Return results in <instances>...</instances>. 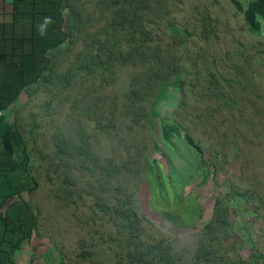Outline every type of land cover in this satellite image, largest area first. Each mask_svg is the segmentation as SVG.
I'll list each match as a JSON object with an SVG mask.
<instances>
[{
    "label": "trees",
    "instance_id": "1",
    "mask_svg": "<svg viewBox=\"0 0 264 264\" xmlns=\"http://www.w3.org/2000/svg\"><path fill=\"white\" fill-rule=\"evenodd\" d=\"M165 1H11L10 29L7 30V24L0 28V264H18V254L38 229V212L30 201L23 198L25 193L37 188L30 170L29 152L16 122H8L11 107L31 88L44 86L51 91L52 87L60 86L62 90L76 91L80 98L73 101L72 109L76 108L80 114H89L97 105L108 104L102 102L99 93L115 82L117 67L132 66L137 72L124 95L125 103L109 104L113 118L117 115L113 129L118 130L121 116L128 117L132 111H137L135 116L138 120H145L144 128L159 124L161 139L168 146H172L176 138L183 139L196 152L199 160L204 158L205 153L191 131L182 126L175 116L169 119L163 113L169 97L182 95L184 77L188 75L189 67L179 50L194 37L201 42H224L230 35L231 21L213 17L205 7L204 11L193 16L192 26L179 25L172 22V9L162 10L161 5ZM231 2L243 16L242 28L252 34H261L264 0ZM157 5L158 9L155 8ZM45 18L50 22L45 24ZM224 33L228 37L222 36ZM231 38L233 43L239 44L233 36ZM71 53L73 57L70 58ZM64 54H67L66 59L62 58ZM238 57L256 66L252 72L262 79V83H257L254 90L264 106V75L260 72V67L264 65V50L251 54L239 52ZM220 78L221 81L218 80ZM214 80L209 82L212 84L209 98L218 102L219 111L224 108L233 110L239 100L232 78L219 75ZM152 98L154 100L149 107L141 104L149 103ZM220 115L203 113L201 117L217 123ZM226 117L229 129H233V132L229 129L225 132L229 131L232 136L222 135L229 139L224 142L228 149L241 153L242 147L247 146L253 147L252 151L259 148L260 152H264V108L253 115L257 122L248 113L230 112ZM87 122L95 120L84 117L79 122L77 143L65 132H58L53 141L48 170L60 185L58 191L64 192L66 198L60 195V200L72 201L74 196L83 200L73 188L77 178L74 172H87L94 178L97 186H92L95 193H91L94 204L90 206V212L93 220L99 222L96 234L101 233V245L110 243L105 249L112 254V264H221L225 258L229 259L226 254H233L238 243L235 234H226L230 200L221 196L215 201L212 218L202 228L203 234L198 238L197 247L187 258L174 246L172 238H156L146 232L144 226L149 221L139 210L138 198L130 182L132 175L137 177L141 172V161L137 173L132 170L130 160L98 158L87 139ZM97 123L104 132L111 126L110 123L107 126ZM223 125L220 121L216 128ZM150 135L156 148L158 144L152 130ZM188 167V170L200 173V168ZM168 168L167 178L172 187H180L187 182L183 177L188 171L186 167L176 166L168 157ZM203 178L206 181L208 175ZM252 183L251 180L244 191L238 190L237 195L246 203L260 208L262 198ZM65 184L72 188L63 189ZM102 227H111L112 231L106 236L104 231H100ZM219 232L223 234L222 238L216 236ZM89 247L91 245L81 246L78 253L81 261L93 259L95 253ZM222 249H225L223 253L220 252ZM250 250L249 264H264L263 253L256 248ZM59 254L64 253L61 250Z\"/></svg>",
    "mask_w": 264,
    "mask_h": 264
},
{
    "label": "rangeland",
    "instance_id": "2",
    "mask_svg": "<svg viewBox=\"0 0 264 264\" xmlns=\"http://www.w3.org/2000/svg\"><path fill=\"white\" fill-rule=\"evenodd\" d=\"M11 1L0 0V28L7 24V30L12 21ZM161 7L162 10L172 9L171 18L174 19H170L179 25L192 26L193 16L204 11L205 7L213 17L231 21L229 37L222 34L228 37L224 42L207 43L194 37L179 50L189 67L188 75L184 77L182 95L169 97L163 113L169 119L175 116L182 126L191 131L205 153L204 158L199 160L196 152L183 139L174 138V144L168 146L161 139L159 124L144 128L145 120H138L135 116L137 111H132L128 117L121 116L118 130L113 129L117 115L113 118L109 104L125 103L124 95L137 72L132 66L117 67L115 82L99 93L102 102L108 104L97 105L89 114H80L76 108L72 109L73 101L80 98L76 91L62 90L60 86L48 91L44 86H37L24 92L11 107L8 122H16L29 152L30 170L36 179L37 188L25 193L23 198L30 201L38 212V229L30 241L24 244V250L19 254L20 264H29L30 261L32 264H112V254L105 249L110 243L101 245V233L96 234L99 222L93 220L90 212V206L94 204L91 193H95L92 186H97L93 182L94 178L87 172H74L77 178L73 188L83 200L76 196L71 198L72 201L60 200L58 196L66 197L63 191H58L60 185L48 170L49 159L53 155V141L58 132H65L77 143L79 122L84 117L95 120L86 123L87 139L98 158L130 160L132 170L137 173L141 161V172L137 177L132 175L130 182L138 198L139 210L149 221L144 226L147 233L156 238H172L174 246L189 258L203 234L202 228L212 218L215 201L224 196L230 200L231 209L226 234H235L238 243L233 254H226L229 259L225 258L221 264H228V261L230 264H249L250 248H256L264 256V152H260L259 148L252 151L253 147L247 146L242 147L241 153L230 150L224 143L229 139L222 136L231 135L229 131L225 133L230 128L226 117L230 112L248 113L257 122L258 119L253 115L264 108L254 90L255 85L262 80L252 72L256 66L238 57L239 52L251 54L264 50V27L261 34H252L243 29V16L236 11L231 0H166ZM231 36L239 44L233 43ZM64 55L62 58L66 59L67 54ZM69 56L71 58L73 54ZM260 72L264 75V65L260 67ZM219 75L232 78L234 82L239 103L233 110L224 108L219 111L218 102L209 98L212 94V84L209 82L215 81L214 78ZM218 80L221 81V78ZM153 100L141 104L149 107ZM203 113L221 115L219 121L213 123L207 118L202 119ZM220 121L224 125L216 128ZM97 122H102L104 126L110 123L111 126L104 132ZM150 130L158 144L156 148L150 139ZM229 130L233 132V129ZM168 157L176 166L186 167V171L188 166H194L200 168V173L188 170L183 175L187 182L174 188L167 178ZM205 175H208L206 181L203 180ZM251 180L262 198L263 205L260 208L246 203L244 198L237 195L238 190L244 191ZM62 188L69 190L72 187L65 184ZM100 231H104L107 236L112 228L102 227ZM216 236L222 238L223 234L219 232ZM84 244L87 247L91 245L89 249L95 253L91 261L80 260L78 253ZM61 250L64 253L62 255L59 254Z\"/></svg>",
    "mask_w": 264,
    "mask_h": 264
},
{
    "label": "clouds",
    "instance_id": "3",
    "mask_svg": "<svg viewBox=\"0 0 264 264\" xmlns=\"http://www.w3.org/2000/svg\"><path fill=\"white\" fill-rule=\"evenodd\" d=\"M49 22H50V19L45 18L44 23L47 24V23H49ZM40 31H41V32L43 31V25L40 26Z\"/></svg>",
    "mask_w": 264,
    "mask_h": 264
},
{
    "label": "crops",
    "instance_id": "4",
    "mask_svg": "<svg viewBox=\"0 0 264 264\" xmlns=\"http://www.w3.org/2000/svg\"><path fill=\"white\" fill-rule=\"evenodd\" d=\"M23 250H24V248H23ZM23 250H22V251H23ZM22 251H20V253H19V254H21V252H22ZM19 254H18V264H20V262H21V261H20L21 259H20V256H19ZM29 264H32V261H30V262H29Z\"/></svg>",
    "mask_w": 264,
    "mask_h": 264
}]
</instances>
